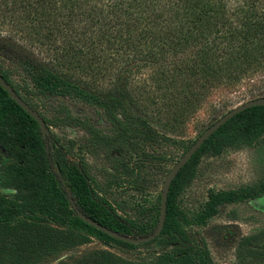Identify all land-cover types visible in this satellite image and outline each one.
Listing matches in <instances>:
<instances>
[{
  "label": "trees",
  "instance_id": "16d2710c",
  "mask_svg": "<svg viewBox=\"0 0 264 264\" xmlns=\"http://www.w3.org/2000/svg\"><path fill=\"white\" fill-rule=\"evenodd\" d=\"M2 31L0 57L19 67L40 93L80 96L101 105L117 124L119 139L128 141L149 136L167 141L149 124L150 114L158 120L167 115L177 129L216 89L244 83L264 87V0H0ZM19 39L46 50L48 61ZM119 117L133 122L131 128ZM262 132L264 105L248 107L205 139L180 168L169 186L164 226L152 239L165 234L164 245L174 244L173 252L158 256L163 264H213L175 216L176 197L193 178L203 152ZM190 144H183L182 153ZM0 148L19 162L14 174L19 202L0 203V264L58 258L93 237L134 246L77 216L80 210L118 232H140L96 195L84 165L66 158L55 142L47 143L38 122L1 86ZM260 192L264 183L247 195ZM242 194L213 196L205 216ZM156 222L157 216L149 228ZM250 238L254 248L238 254V264H246L248 255L247 264H264V229ZM56 264L120 262L99 248L63 256Z\"/></svg>",
  "mask_w": 264,
  "mask_h": 264
},
{
  "label": "rangeland",
  "instance_id": "374dc122",
  "mask_svg": "<svg viewBox=\"0 0 264 264\" xmlns=\"http://www.w3.org/2000/svg\"><path fill=\"white\" fill-rule=\"evenodd\" d=\"M19 40L48 61L50 55L46 50ZM0 71L21 98L47 120V143L55 142L59 150L67 153L66 158L83 164L96 195L109 204L116 216L129 220L140 230L133 236L147 235L154 229L155 224L149 226L158 213L162 182L182 154L183 144L193 142L204 128L232 107L264 96V87L256 90L250 83L233 89L219 88L182 127H171L173 121L167 115L159 120L152 114L147 117L167 141L156 136L128 141L119 139L117 124L105 115L101 105L80 96L42 94L19 67L2 57ZM136 110L144 113L140 107ZM119 118L131 128L133 122ZM18 164L0 148V203L19 202L14 186ZM263 183L264 132L200 155L193 178L176 197L175 216L208 262L238 264V254L243 257L248 248H254L250 237L264 229V192L254 197L247 193ZM236 190L243 194L217 204L213 214L205 216L213 196ZM164 235L132 247L113 240L104 244L101 238L93 237L89 243L65 250L61 257L48 256L35 264H56L63 256L99 248L113 252L120 264H163L158 256L175 250L174 244L164 245ZM251 262L248 255L244 263Z\"/></svg>",
  "mask_w": 264,
  "mask_h": 264
},
{
  "label": "water",
  "instance_id": "95a60500",
  "mask_svg": "<svg viewBox=\"0 0 264 264\" xmlns=\"http://www.w3.org/2000/svg\"><path fill=\"white\" fill-rule=\"evenodd\" d=\"M0 86L9 94V96L29 115H31L37 122L40 127L42 135L45 137L48 133L46 123L39 112L30 106L25 100L21 98V96L16 92L13 86L5 80V78L0 74ZM254 105H264V96H257L255 98H251L243 103H240L220 117H218L215 121L209 124L206 128H204L196 139L188 146V148L179 156V158L175 161V163L169 168L168 172L165 175V178L162 182V190L160 192L159 198V209L157 215V222L151 233L147 235H139L133 236L132 234H124L113 230L95 219H92L85 213L80 210L76 211L77 216L88 223L89 225L101 230L102 232L112 236L113 238L129 242L132 244H140L143 242H147L158 236L164 226L165 217H166V206H167V195L169 191V186L171 181L180 170V168L188 161V159L196 152V150L201 146V144L207 139L214 131H216L223 123H225L229 118L237 114L238 112L254 106Z\"/></svg>",
  "mask_w": 264,
  "mask_h": 264
},
{
  "label": "flooded vegetation",
  "instance_id": "af4514ba",
  "mask_svg": "<svg viewBox=\"0 0 264 264\" xmlns=\"http://www.w3.org/2000/svg\"><path fill=\"white\" fill-rule=\"evenodd\" d=\"M47 136V135H46Z\"/></svg>",
  "mask_w": 264,
  "mask_h": 264
}]
</instances>
